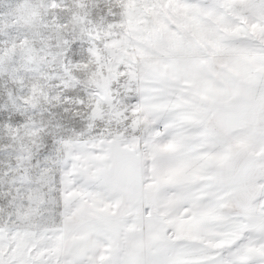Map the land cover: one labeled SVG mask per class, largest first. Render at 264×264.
Returning <instances> with one entry per match:
<instances>
[{"label": "snow or ice", "instance_id": "obj_1", "mask_svg": "<svg viewBox=\"0 0 264 264\" xmlns=\"http://www.w3.org/2000/svg\"><path fill=\"white\" fill-rule=\"evenodd\" d=\"M0 264H264V0H0Z\"/></svg>", "mask_w": 264, "mask_h": 264}]
</instances>
